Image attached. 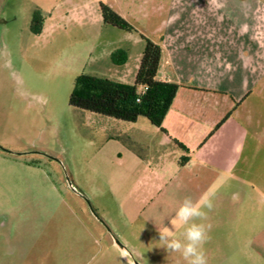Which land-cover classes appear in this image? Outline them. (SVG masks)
Here are the masks:
<instances>
[{
  "label": "rangeland",
  "instance_id": "rangeland-1",
  "mask_svg": "<svg viewBox=\"0 0 264 264\" xmlns=\"http://www.w3.org/2000/svg\"><path fill=\"white\" fill-rule=\"evenodd\" d=\"M90 1L0 0V145L13 151L0 148V264H185L162 247L158 230L170 227L179 202L193 196L191 185L177 179L155 192L160 184H146L149 168L141 161L155 162L133 142L135 124L70 104L77 76L92 73L87 65L99 50L132 48L121 37L130 31L107 24L96 40L70 17V5ZM168 1L142 5L158 21ZM228 1L238 12L264 4ZM36 12L44 20L34 26L40 33L32 30ZM237 116L248 129L239 165L244 179L226 197L209 193L208 264H264V92Z\"/></svg>",
  "mask_w": 264,
  "mask_h": 264
},
{
  "label": "crops",
  "instance_id": "crops-1",
  "mask_svg": "<svg viewBox=\"0 0 264 264\" xmlns=\"http://www.w3.org/2000/svg\"><path fill=\"white\" fill-rule=\"evenodd\" d=\"M101 1L73 4L68 10L83 30L89 26L96 40L109 30ZM108 4L162 45L158 78L180 84L162 128L145 116L133 122L137 127L133 142L155 162L152 166L141 161L143 170L149 168L144 181L160 184L155 192L178 179L181 185H191L193 198L204 193L226 197L229 187L244 179L245 169L239 165L248 129L237 112L253 94L264 92V4L238 12L229 9L228 0H169L159 6L167 14L158 21L136 0ZM138 15L145 19L142 23L137 22ZM121 35L131 49L118 43L104 46L87 66L92 73L133 83L145 40L138 33ZM117 47L126 49L127 60L110 65L109 57Z\"/></svg>",
  "mask_w": 264,
  "mask_h": 264
},
{
  "label": "trees",
  "instance_id": "trees-1",
  "mask_svg": "<svg viewBox=\"0 0 264 264\" xmlns=\"http://www.w3.org/2000/svg\"><path fill=\"white\" fill-rule=\"evenodd\" d=\"M99 6L106 23L136 32L145 40L140 65L133 83L101 74H79L70 95V104L128 122H135L140 116H145L153 125L162 128L163 120L180 87L177 82L162 81L158 78L162 45L131 24L108 3L101 1ZM43 22L39 12H36L32 23L33 32L40 33L41 28L34 30V26ZM111 56L116 64L127 60V52L124 49H116Z\"/></svg>",
  "mask_w": 264,
  "mask_h": 264
},
{
  "label": "clouds",
  "instance_id": "clouds-1",
  "mask_svg": "<svg viewBox=\"0 0 264 264\" xmlns=\"http://www.w3.org/2000/svg\"><path fill=\"white\" fill-rule=\"evenodd\" d=\"M213 207L209 193L199 198L185 196L174 211L170 227L158 230L159 242L167 253H178L185 264H208L204 246L210 239L212 226L207 220ZM176 229H180L178 234Z\"/></svg>",
  "mask_w": 264,
  "mask_h": 264
},
{
  "label": "water",
  "instance_id": "water-1",
  "mask_svg": "<svg viewBox=\"0 0 264 264\" xmlns=\"http://www.w3.org/2000/svg\"><path fill=\"white\" fill-rule=\"evenodd\" d=\"M0 148L3 149V150H5V151H7V152H13V151H11L10 149H7V148H5V147H3V146H1V145H0ZM69 184H70V186H71L74 190H76L75 187L73 186V184H72V182H71L70 180H69ZM84 198H85L86 201L88 202L89 207H90L92 213L95 215V217H96L99 221H101L103 224H105L106 227H107V229L111 232V234H112V236H113V239H114V241H115V244L118 245L120 249H122V250H124V249L127 250V246H126V244L123 243V242L121 241V239H119V238H118V237L112 232L111 228L106 224V222H105V221L99 216V214L96 212V210H95V208L93 207V205H92L90 199L87 198L86 196H84ZM133 264H140V262H139L138 260H136V259H133Z\"/></svg>",
  "mask_w": 264,
  "mask_h": 264
},
{
  "label": "bare ground",
  "instance_id": "bare-ground-1",
  "mask_svg": "<svg viewBox=\"0 0 264 264\" xmlns=\"http://www.w3.org/2000/svg\"><path fill=\"white\" fill-rule=\"evenodd\" d=\"M123 251H124V252H127V250H125V249H124Z\"/></svg>",
  "mask_w": 264,
  "mask_h": 264
}]
</instances>
